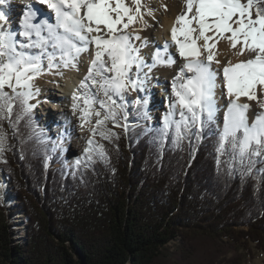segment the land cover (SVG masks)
<instances>
[{
	"label": "trees",
	"instance_id": "trees-1",
	"mask_svg": "<svg viewBox=\"0 0 264 264\" xmlns=\"http://www.w3.org/2000/svg\"><path fill=\"white\" fill-rule=\"evenodd\" d=\"M148 107H135L127 130L109 122L112 141L95 138L107 160L79 168L45 140L34 109L14 128L3 122L0 168L28 226L25 242L13 245L0 205V264H242L220 256L252 244L264 251V163L242 176L222 156L218 170L216 125L200 140L177 145L170 132L161 142L163 126L143 120ZM172 241L182 245L175 260L164 250Z\"/></svg>",
	"mask_w": 264,
	"mask_h": 264
},
{
	"label": "snow or ice",
	"instance_id": "snow-or-ice-1",
	"mask_svg": "<svg viewBox=\"0 0 264 264\" xmlns=\"http://www.w3.org/2000/svg\"><path fill=\"white\" fill-rule=\"evenodd\" d=\"M37 2L47 11L26 6L18 31L5 28L7 15L0 10V155L7 141L3 122L14 128L24 116L31 118L35 106L29 101L39 92L35 80L45 74L63 75L60 69L79 70L80 57L88 53L86 75L71 97L80 128L91 125L83 159L76 161V167L106 161L104 146L95 137L112 141L116 134L107 127L109 122L127 130V124L120 123L128 115L126 96L143 91L153 68L177 63L170 51L174 47L182 63L172 80L174 99L170 98L159 130L161 142L170 132L177 145L191 136L200 140L209 125H216L218 170L222 156L228 157L223 163L230 170H240L242 176L264 163V0H183V10L170 30L171 43L157 46L151 63L141 55L147 42L133 43L142 38L128 31L136 23L141 24L140 31L147 27L142 0ZM221 41L234 55L247 52L250 58L229 60L218 83L220 71L212 65L220 64L216 55ZM204 53L206 59H201ZM217 88L227 99L222 123ZM249 102L260 109L251 121ZM131 103L146 109L148 101L138 96ZM177 113L178 120L174 119ZM143 115L147 117V112Z\"/></svg>",
	"mask_w": 264,
	"mask_h": 264
},
{
	"label": "rangeland",
	"instance_id": "rangeland-1",
	"mask_svg": "<svg viewBox=\"0 0 264 264\" xmlns=\"http://www.w3.org/2000/svg\"><path fill=\"white\" fill-rule=\"evenodd\" d=\"M156 1L158 2L159 0H142V11L144 12V16L143 19L144 21L147 22V27L145 29H149L152 32V36L150 38V40H154L156 42H158V45H160V47H162L165 42L171 43V41H169V38H167L165 35L161 38L159 37L158 34H166V29L161 25V17L159 16V12ZM130 2V0H129ZM12 7L18 8V4L14 3V1H12ZM156 8H155V7ZM46 8V7H44ZM149 10H152L151 12H149ZM157 12V13H156ZM14 27L17 29H19L18 24H20V20L19 17H17V19H14ZM139 25V26H138ZM18 26V27H17ZM141 24L140 23H136L134 25H132L128 31L130 33H132L133 35H139L141 36V31H139ZM139 29H138V28ZM142 40L141 41H133V43L137 44V45H141L143 42H145V38L141 37ZM151 43V42H150ZM149 42L147 43V47H141V55L145 58L147 63H151V58L153 55V51H154V46L152 44H150ZM35 51V50H34ZM248 57L250 58V54L248 55ZM89 61H84L83 56L80 57V62L78 65V68L80 67L81 70L83 72H87V68L89 66ZM172 67L175 68V65H173ZM161 68L160 66L155 67L152 69V71L149 73L148 79L145 82L143 91L136 93L133 92L130 95L126 96V101L128 102V107L126 109L128 115H127V119L126 121H124L123 124H132L133 120H132V113L135 111V107L136 105L132 104L131 102L134 101L135 99H137V97H142V98H146L147 101L149 102V107L146 110L147 112V117H143V120L145 121H150L152 127H160L163 126V118L165 116V114L169 111V101H165L166 98L171 97V89L165 91L164 87L162 85H160L159 83V79H160V75H162L161 73ZM46 69V67H45ZM62 69H60L61 72ZM47 71V69H46ZM65 74L63 75H58V74H45L40 76L38 79L35 80L34 84H35V88L39 90L38 95L35 97V99L31 100V104L35 106L34 111H35V115L38 116V125L39 128L41 129V131H44L46 129H43L44 127V121L45 118L42 117L43 114V104L41 103L43 100L41 99L43 96H45V92L47 91H52L54 94L55 91L54 88L58 89V85L61 84L59 82H61V79L64 77ZM168 78V76H167ZM57 79L59 80V84L56 82ZM80 84V82H79ZM78 84V85H79ZM63 85H65L64 80L62 79V87ZM77 84H75V89L74 91L77 89ZM164 90V91H163ZM57 93H60L59 91ZM70 94H72V92L70 91ZM172 98V97H171ZM41 99V101H40ZM66 99H71V98H66ZM71 101L70 104H72V100H68ZM68 101H65L66 104H69ZM41 107V109H40ZM44 107L45 109L47 108V111L51 112V116H53L54 118L58 119L60 115H57L58 113H56L54 110L51 111V108H53V104L49 103L48 105H45L44 103ZM50 109V110H49ZM259 109V108H258ZM222 114V113H221ZM219 114V115H221ZM52 117V118H53ZM223 116L221 115V118ZM95 118H93L94 120ZM174 119H179V115H176L174 117ZM70 120L74 123H78L79 119L77 115L73 116V112H72V116L70 117ZM140 120V121H143ZM221 122V119H220ZM43 125V127H42ZM87 126H91L86 124L85 127ZM84 127V128H85ZM119 129L121 127H118ZM79 131V130H78ZM70 132V131H69ZM47 134V133H46ZM53 136V137H52ZM56 136V137H55ZM48 138H45V140L48 139H53L57 140V134L52 135V134H47ZM96 139L99 138V136L97 135L95 137ZM98 140V139H97ZM59 142L57 143V147L52 146L55 148L56 152H59L62 155V158L64 157L66 159L67 162V166L69 168H72L74 165H76V161L77 160H82L83 156H84V150L83 152L79 155H76L75 158H73L72 153L70 152V147H65V150H61L59 151ZM72 146V144H71ZM51 160H48V165L51 164ZM4 172V173H0V176L2 174H5L4 169L0 168V172ZM6 180V184L5 186H2L1 192H0V205H3L7 208V216L8 219L10 221V224L12 226L11 232H12V242L13 245L21 243V242H25L26 240V234H27V226H28V218L27 215L24 211L21 210V201L19 199V196L13 186L12 180L10 179V177L7 175ZM18 209V210H17ZM15 211H17V213H15ZM182 248V245L180 244V241H172L171 243H169L166 248H164L165 250V254L168 256V258L175 260V258L177 256L180 255V250ZM222 250V248H220L218 245L213 248L212 252L214 254L218 253V250ZM216 251V252H215ZM229 252L225 255V256H220V261H227V260H232L234 259L235 256H240L241 260H242V264H264V251L259 250L255 247L254 244L251 245L250 248V252L249 251H244V250H239L238 252H232L230 250H228ZM225 259V260H224ZM239 260V258H238Z\"/></svg>",
	"mask_w": 264,
	"mask_h": 264
},
{
	"label": "bare ground",
	"instance_id": "bare-ground-1",
	"mask_svg": "<svg viewBox=\"0 0 264 264\" xmlns=\"http://www.w3.org/2000/svg\"><path fill=\"white\" fill-rule=\"evenodd\" d=\"M9 4H10L9 0H5V3L0 4V10H2V9L5 10V13L7 15V21L4 22V26L6 29H8V28L16 29L15 28L16 26L14 27L13 21H15L14 19H17V17H19V20L21 21L22 16H23V11L25 10L26 6H28V5H31L32 7H36L37 9H43L44 11H47V9L44 8L45 6L39 4L37 2V0H31V1L17 0L18 8H16V10H15V8H13ZM156 4H157L156 7H158V10H157L159 12L158 14L161 17V25L166 29V32H165L166 34H158V35L161 38L165 35L167 38H169V41H171L170 40V30L174 24L175 18L183 10V7H184L183 0H159L158 2L156 1ZM165 6H167V10H165ZM39 18L40 17L38 16V19ZM19 25L20 24H18V26ZM140 28H141V26H140ZM16 30L18 31L19 29L17 28ZM151 32L152 31L149 29H144L141 31L140 34H141V37L146 39L145 41L147 43L151 42L150 44H152L154 46V51H155V48L157 46H160V45H158V42H156L154 40H150V38L152 36ZM217 50H218V54L216 55V59H218L220 61V64L217 65L214 63L212 65V67L214 70L220 71V75L218 76V83H219L220 79L222 78V68L225 64H227V62L229 60H231L233 63H236L240 60L249 59V57H248L249 53H247V52L242 56L234 55V50L230 49L225 41H221L217 45ZM154 51H153V53H154ZM170 51L172 52V54L176 58L177 63L175 64V68L174 67H162L161 68V72H162L161 74L162 75H160L159 83H160V85H162L164 87L165 91L171 89L173 77L179 71V66L182 63L178 54H176L175 48L173 47L172 49H170ZM82 56H83L84 61L90 60V56L88 53H84ZM206 56H207V53H204V55L201 57V59H206ZM44 63H45V67H46L47 61L45 60ZM78 69L79 70L62 69L61 72L63 74H65L64 77L62 78L65 82V85H63V87H62V79H61V82H59L60 79H57L56 82L57 83L59 82L61 84L58 83L59 84L58 89L54 88L55 91H57V92L59 91L60 93L56 97V95L52 91L49 90V91L45 92V96H43L41 98L43 100L41 102L43 104L42 117L45 118V121L43 123L44 127L42 125L43 129H46L45 132L47 134H52V135L57 134L56 139L58 140L59 144H61V145H59V148L61 150H65V147H67V148L70 147V152L72 153L73 158H75L76 155H78V154L80 155L83 152V150H85V148L87 147L86 142L91 136V133L89 131V128L91 126H87L83 129H81L80 128V120L78 123L77 122L74 123L70 120V117L72 116V107H71L72 104H70V103L66 104V102H65L66 100H62V97H66V98L72 97V94H73L72 91H74V89H75L74 85L75 84L78 85L79 82H81V80H83L84 76L86 75V73L83 72L80 67ZM167 76H168V78H167ZM70 91L72 92V94H70ZM220 91H221L220 88H217V102H218V107L220 109L219 114L222 113L221 115L223 116V113L226 110L227 99L223 98L219 95ZM170 98L171 97L166 98L165 101H167V102L170 101ZM41 99H40V101H41ZM171 99H174V97H172ZM67 100H70V99H67ZM241 102H247V101L242 98ZM44 103H45V105L52 103L53 108H51V111L54 110L56 113H58L57 115H59V113L62 115H60L58 119L54 118L53 116H51V112L47 111L48 107L45 109ZM249 103L252 104V107L250 108L249 113H248L249 120L251 121L254 113L259 112L260 109H258L256 107L255 102H249ZM40 109H41V107H40ZM177 115H178V113H177ZM221 115H219V119H221V123H222ZM71 144H72V146H71ZM0 173H4V172L2 171ZM6 178H7V176L5 174H2L0 176V192H1L2 186H5V184H6V180H5Z\"/></svg>",
	"mask_w": 264,
	"mask_h": 264
},
{
	"label": "water",
	"instance_id": "water-1",
	"mask_svg": "<svg viewBox=\"0 0 264 264\" xmlns=\"http://www.w3.org/2000/svg\"><path fill=\"white\" fill-rule=\"evenodd\" d=\"M4 207V206H3ZM5 208V207H4ZM6 209V208H5ZM6 213H7V209H6ZM9 226H10V221H9Z\"/></svg>",
	"mask_w": 264,
	"mask_h": 264
}]
</instances>
